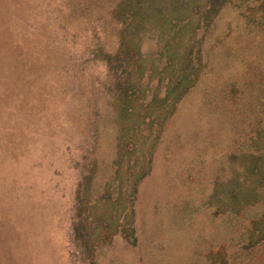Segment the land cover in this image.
Listing matches in <instances>:
<instances>
[{"label": "rangeland", "instance_id": "1", "mask_svg": "<svg viewBox=\"0 0 264 264\" xmlns=\"http://www.w3.org/2000/svg\"><path fill=\"white\" fill-rule=\"evenodd\" d=\"M0 264H264V0H0Z\"/></svg>", "mask_w": 264, "mask_h": 264}]
</instances>
